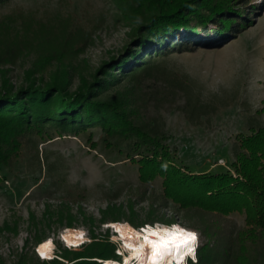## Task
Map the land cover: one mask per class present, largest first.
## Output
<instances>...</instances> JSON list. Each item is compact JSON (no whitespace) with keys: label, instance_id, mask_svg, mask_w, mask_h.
I'll list each match as a JSON object with an SVG mask.
<instances>
[{"label":"rangeland","instance_id":"rangeland-1","mask_svg":"<svg viewBox=\"0 0 264 264\" xmlns=\"http://www.w3.org/2000/svg\"><path fill=\"white\" fill-rule=\"evenodd\" d=\"M139 1L147 0H11L0 4V87L8 83L18 89L31 80L45 83L58 73L69 91L93 82L95 75H108L104 73L116 82L131 58L124 59L126 54L120 52L134 39L133 29L140 18L133 9ZM241 3L231 0L232 9H250L247 24L238 33L165 58L167 70L189 74L195 93L209 103V113L198 122L190 121L183 111V92L168 93L172 90L162 79L143 77L138 82L124 77L98 90L97 99L118 101L135 122L160 123L169 150L194 171L227 169L238 137L248 132L251 122L264 123V0ZM91 131L94 140L102 135L100 128ZM86 138L70 133L39 143L42 172L36 170L33 148L12 169L2 172L6 176L0 186V264H17L22 255L31 257L33 251L35 264H40L37 257L70 264V259L62 257L65 250L82 249L93 234L115 246L117 256L108 259L122 261L127 248L119 223L139 230L141 224L171 227L175 222L181 229L198 233L199 247L208 242L215 259L225 255L224 217L217 225L219 236L209 240L189 227L182 213L176 214L173 201L163 197L161 180H141L130 161L107 158L89 146ZM46 151L50 160L58 155L65 159L60 187L49 185L43 164ZM229 218L237 227L244 224L243 213ZM71 233L77 237H68ZM38 237L44 240L35 244ZM93 259L101 264L108 260ZM223 262L235 264L234 259Z\"/></svg>","mask_w":264,"mask_h":264},{"label":"trees","instance_id":"trees-1","mask_svg":"<svg viewBox=\"0 0 264 264\" xmlns=\"http://www.w3.org/2000/svg\"><path fill=\"white\" fill-rule=\"evenodd\" d=\"M10 1L0 0V4ZM244 3L247 0H242L241 4ZM232 5L231 0L139 1L133 9H137L136 15L140 18L133 29L134 39L122 54H126L124 59L131 58L124 65L127 68L122 72L123 77L116 82L109 73H104L108 75H95L93 82H84L69 91L58 73L50 81L31 80L18 89L3 83L0 87V186L6 176L2 172L26 157L30 148L35 150L36 170L42 172L39 143L70 133L86 136L89 146L107 158L116 156L130 161L141 180H161L164 199L173 201L176 214L182 213L188 226L209 240L219 236L217 225L225 218L227 226L222 225L227 239L223 246L225 255L215 259L207 242L198 246L196 260L189 259L190 264L216 261L222 264L221 261L226 263L232 259L235 264H264V123L251 122L248 132L238 137L233 146L234 159L227 169L194 171L180 164L169 150L160 123L135 122L118 101L97 99L100 88L116 85L124 77L138 82L143 77L162 79L172 90L168 93L183 92V111L190 121L198 122L209 113V103L195 93V81L189 74L167 70L164 61L171 53L211 46L238 33L247 24L250 9L240 6L235 10ZM210 23L214 27H209ZM4 33L11 36L7 28ZM92 128L102 129L97 140L91 136ZM43 160L49 185L60 187L65 179V159L58 155L50 160L46 151ZM41 183L43 180L37 186ZM234 213L244 214L242 226L237 227L229 218ZM214 217L219 218L218 222L213 221ZM105 238L93 234V240L82 249H66L62 257L70 259V264H101L93 258H115V246ZM42 240L43 237H38L35 244ZM35 256V251L31 257L22 255L17 264H35ZM37 260L40 264H61L55 258L37 257Z\"/></svg>","mask_w":264,"mask_h":264},{"label":"bare ground","instance_id":"bare-ground-1","mask_svg":"<svg viewBox=\"0 0 264 264\" xmlns=\"http://www.w3.org/2000/svg\"><path fill=\"white\" fill-rule=\"evenodd\" d=\"M119 232H121V237L124 239L125 246L127 248V253L124 255L122 261L118 260H105L104 264H188L187 259L189 256L197 257L195 252L197 246V232L186 230L187 233H194L195 238L189 241V246H181L179 251L172 250L170 252H165L159 257H153V247L151 245L152 240H158L159 237L153 235L156 229H169L178 232L179 229H174L173 226H152L145 225L142 229H135L129 224L118 225ZM167 235V233H164ZM70 238L75 239L77 237L76 233L69 234ZM67 244L68 241L66 240ZM179 241L177 240V243ZM71 246H77L73 243Z\"/></svg>","mask_w":264,"mask_h":264},{"label":"snow or ice","instance_id":"snow-or-ice-1","mask_svg":"<svg viewBox=\"0 0 264 264\" xmlns=\"http://www.w3.org/2000/svg\"><path fill=\"white\" fill-rule=\"evenodd\" d=\"M174 229H178V225L173 226ZM184 229H179L178 232L169 229H156L153 235L158 236V240H152L151 245L154 249L153 257H159L165 252H170L172 250L179 251L181 246L188 247L189 241L195 238L194 233L185 234ZM164 233H167L165 235ZM177 240L179 241L177 243Z\"/></svg>","mask_w":264,"mask_h":264},{"label":"clouds","instance_id":"clouds-1","mask_svg":"<svg viewBox=\"0 0 264 264\" xmlns=\"http://www.w3.org/2000/svg\"><path fill=\"white\" fill-rule=\"evenodd\" d=\"M174 225H175V223H174ZM186 228V227H185ZM197 238H199V235H198V233H197ZM197 248H198V245L196 246V250H195V252H197ZM189 258H193L192 256H189ZM189 258H188V261H189ZM196 260V259H195Z\"/></svg>","mask_w":264,"mask_h":264},{"label":"built area","instance_id":"built-area-1","mask_svg":"<svg viewBox=\"0 0 264 264\" xmlns=\"http://www.w3.org/2000/svg\"><path fill=\"white\" fill-rule=\"evenodd\" d=\"M198 240H199V238H197V245H198ZM104 262H105V261H103V264H104Z\"/></svg>","mask_w":264,"mask_h":264},{"label":"water","instance_id":"water-1","mask_svg":"<svg viewBox=\"0 0 264 264\" xmlns=\"http://www.w3.org/2000/svg\"><path fill=\"white\" fill-rule=\"evenodd\" d=\"M125 50V49H124ZM124 51L122 50L121 52H120V54H122Z\"/></svg>","mask_w":264,"mask_h":264}]
</instances>
